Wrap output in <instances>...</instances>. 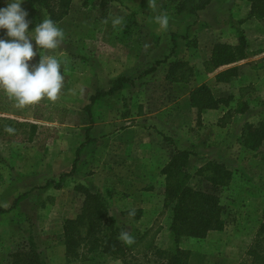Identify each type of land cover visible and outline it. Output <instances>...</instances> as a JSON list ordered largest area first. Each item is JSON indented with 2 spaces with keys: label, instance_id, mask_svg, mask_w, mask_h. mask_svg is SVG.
Segmentation results:
<instances>
[{
  "label": "rangeland",
  "instance_id": "1",
  "mask_svg": "<svg viewBox=\"0 0 264 264\" xmlns=\"http://www.w3.org/2000/svg\"><path fill=\"white\" fill-rule=\"evenodd\" d=\"M10 2L0 0V8ZM155 2L156 7L151 8L148 0H72L68 14L56 23L64 32L63 42L49 50L39 49L34 41L35 27L46 19L44 10L23 0L21 7L29 13L28 32L37 51L28 62L30 68L41 56L52 55L60 61L65 79L58 100L45 97L23 108L0 88L10 105L8 114L38 124L31 142L23 141L21 129H16L10 139L9 134L0 136V264H10L9 253L26 248L30 239L46 264L123 263L122 258L89 252L86 242L76 248L75 256L70 252L68 259L64 257L61 226L64 219L80 212L83 196L79 185L106 198L109 213L120 228L130 232L157 222L160 228L154 242L158 250L145 255L127 252L126 259L128 264H165V254L159 251H171L174 242L168 229L170 215L163 207L165 180L160 170L173 148L191 153L189 169L193 173L199 163L209 160L222 162L233 172L220 192L226 213L224 228L211 230L201 239L182 237L179 247L188 251L186 264H251L249 252L263 246L264 141L254 153L244 148L238 133L244 120L264 119V58H256L260 56L257 51L264 50L259 44L264 29L258 30L254 22L248 24L247 20L253 19L248 0H212L194 14H179L169 0ZM161 14L169 17L167 31L155 22ZM115 17H122L123 22L114 28ZM105 19L107 23H103ZM243 25L246 29H241ZM239 31L253 55L247 57L252 59V67L242 63L239 71L251 67L260 81L245 96L247 116L234 119L224 128L210 120L202 123L201 115L198 117L186 104V91L173 90L166 79L146 70L154 63L139 76L126 77L129 80L119 86V63L134 56L140 38L144 44H151L164 36L174 42L176 36L178 42L182 39L189 45V54L197 61L213 43L236 42ZM6 33L7 29H0V39L11 40ZM66 47L69 49L63 53ZM246 82L232 85L236 88ZM110 87L116 88L90 102L91 96ZM223 88L218 93L237 96L233 88ZM36 105H41L38 113L42 115L50 107L64 109L63 121L38 120ZM190 182L199 188L204 184L198 175ZM132 209L141 211L138 219L125 214ZM48 237L54 239L48 241Z\"/></svg>",
  "mask_w": 264,
  "mask_h": 264
},
{
  "label": "trees",
  "instance_id": "2",
  "mask_svg": "<svg viewBox=\"0 0 264 264\" xmlns=\"http://www.w3.org/2000/svg\"><path fill=\"white\" fill-rule=\"evenodd\" d=\"M26 1L41 7L46 18H51L57 23L68 14L72 0ZM169 1L174 3L179 14H194L198 10L204 9L212 0ZM248 2L250 6L249 16L257 19L264 18V0H248ZM248 54L246 37L242 31H239L235 44L216 42L213 45L210 57L202 63L203 68L207 74L216 73V81L227 83L231 78L238 75L239 68L236 64L247 59ZM160 62L162 60L154 62V65L146 70L149 72L154 70ZM192 74L193 68L187 61L174 60L169 63L166 79L171 82L188 83ZM117 80L120 86L124 80L128 81L129 79L120 76ZM115 88L110 87L106 92L95 93L90 97V102L104 93H111ZM252 90L253 87L250 85L241 87L235 104L233 107H228L230 102L234 100L232 94L225 97H215L208 85L199 84L189 92L190 106L196 110L198 117L206 109H217L220 106L228 107L227 111L218 119L220 126H224L229 123L234 114L248 110L249 103L243 99V95ZM40 106L36 105L35 117L38 120L45 122L63 121L64 109L50 107L42 115V113H38ZM9 107V102L4 101L0 91V136L9 134L8 138L10 139L12 134H16V129H21L19 134L23 135V141L31 142L38 129L37 122L11 116L7 113ZM86 111L88 114L90 113L88 109ZM6 126L14 128L15 132L11 134L6 132ZM239 140L244 148L254 153L258 152L264 141V119L257 122H245L241 127ZM82 145L83 143L77 147L75 154H78ZM190 155L191 153L187 149L173 148L169 153L168 161L160 170L165 180L163 207L170 215L168 229L174 242V248L171 251H159V253L165 254V264H186L188 251L179 247L182 237L201 239L211 230L221 231L226 224V213L220 201V192L231 181L232 170L222 162L209 160L197 167L193 173L189 169ZM75 161L70 172L75 168ZM65 175H69V173H64L63 176ZM194 175L200 176L204 182L201 188L191 184L190 181ZM78 190L83 196L80 212L74 218L64 219L61 226L60 243L65 247L67 257H69L70 252L75 256L74 252L82 242H86L90 246L89 252L97 251L101 255L107 254L115 258H122L125 264H128L127 252L133 255H145L150 251L158 250L154 242L160 228L157 222L152 223L143 231L133 228L130 233L135 238V243L130 246L125 245L117 239L121 228L118 227L115 216L109 213L106 198L99 191H94L87 186L79 185ZM128 212L125 214L128 215ZM140 213L141 211L136 209L134 217L138 219ZM47 239L51 241L54 237ZM258 247L249 252V255L252 256L251 264H264V244L259 249ZM9 257L10 264H46L32 239L29 240L26 248L10 252Z\"/></svg>",
  "mask_w": 264,
  "mask_h": 264
},
{
  "label": "clouds",
  "instance_id": "3",
  "mask_svg": "<svg viewBox=\"0 0 264 264\" xmlns=\"http://www.w3.org/2000/svg\"><path fill=\"white\" fill-rule=\"evenodd\" d=\"M22 2L11 0L7 7L0 8V29H7L6 35L12 38L0 39V88L15 99L19 108L38 104L45 97L55 102L59 99L65 79L61 74L60 61L52 55L41 56L39 63L30 68L28 62L37 55V51H34L33 38L28 32L31 23L27 19L29 13L21 7ZM148 7L155 8V0H148ZM107 22V19L103 21ZM122 22V17L112 18L114 28ZM155 22L160 29H169L167 14L157 15ZM34 33L35 45L39 49H57L64 39L63 30L51 18L43 19L35 27ZM5 131L11 134L15 129L6 126ZM128 215L134 217L136 210H130ZM117 239L128 246L135 243V238L124 228H121Z\"/></svg>",
  "mask_w": 264,
  "mask_h": 264
},
{
  "label": "crops",
  "instance_id": "4",
  "mask_svg": "<svg viewBox=\"0 0 264 264\" xmlns=\"http://www.w3.org/2000/svg\"><path fill=\"white\" fill-rule=\"evenodd\" d=\"M226 3V2H225ZM210 4V3H209ZM208 4V5H209ZM253 18V19H251ZM251 20H247L248 21V24L250 23H253L258 27L257 29L260 30V29H264V18L262 19H257V18H254V17H250ZM233 27L234 25L232 23H230ZM247 24V23H246ZM232 28V27H231ZM246 29V25H243V27H241V29ZM241 29H238V30H241ZM263 35H261V42H259V44L262 46L261 48H264V37H262ZM159 37H157L158 39ZM163 38V37H162ZM174 39L175 41L173 42V40L171 39V37H169L167 39V36H164L163 40H157L155 43H147V44H144V40L141 41V38L138 42H140L141 44L139 45V43H137V45L135 46V49L136 51L134 52V56H127V57H124V60L120 61L119 63V72L122 74V76H125V77H128V76H132V77H136V76H139V73L141 74V71L145 68V67H148L149 64L151 63H154L156 61H159V60H162V62H160L157 66H155V69L152 71L151 74H158L160 76V78L162 79H166V73L168 71V66H169V63L174 61V60H185L187 61L193 68V74L190 78V81L188 83H184V82H181V81H174V82H171L169 81L168 79H166V81H168L170 83L171 86H173V90L174 88H177L178 90H184L186 91L185 93V102L186 104L192 108L190 106V101H189V92L190 90L199 85V84H206L209 86V88L211 89L212 93L215 95V97H225L229 94H232L234 96V100L230 102V105L228 107H233V105L235 104L236 102V99L239 97L238 96V93H239V89L241 87H245V86H251L253 87V90L255 88H257V85H256V81H260L259 79H257V75L253 74L252 71H251V65H250V62L252 61V59H245L244 61H240L238 62L236 65H238V68H239V65L242 64V63H248L249 66H251L250 68H245V69H242V71L238 69V75L231 78L229 82H218L216 81L215 79V74L216 73H213V74H207L203 68V61L206 60L207 58L210 57L211 55V51H212V47L215 43H213V45H211V47L207 49V53H204L201 57V59L195 61L194 60V57L189 54V51H188V48H189V45L186 44V42L182 39L177 40L176 36H174ZM236 42H237V37H236ZM236 42H232L230 44H235ZM263 42V43H262ZM247 43H249L247 41ZM144 44V45H143ZM147 45V47H146ZM129 48V47H128ZM69 47H66L64 49H62L63 53L68 51ZM130 50V49H129ZM250 48L247 47V51L249 52L250 56L253 57L252 53L250 52ZM259 52L260 56H257L256 58H264V50L263 51H257ZM255 58V59H256ZM259 60V59H257ZM252 64V63H251ZM253 65V64H252ZM254 72V71H253ZM252 77H255V78H252ZM245 82L247 81L246 83H243V84H240L238 86H235L232 85V84H235L237 82ZM224 85H227L229 86L228 89L230 88H233V91L236 90L237 91V96H235V94H233V92L231 93H228L227 95L223 94L222 92H219L218 93V90L220 89H224L223 86ZM251 91V92H252ZM251 92H247L246 94L243 95V99L246 100L248 102V98L245 97L247 94L251 93ZM228 107H224V106H220L219 108L217 109H206L204 111L201 112V120H202V123H206V121L208 122L209 120L211 121V123H215L216 126L218 127H221V128H224L226 127L227 125H230V123L232 121H234V119H238V118H245L247 115V111L246 110L245 112L243 113H236L234 114L229 123H227L226 125L224 126H220L219 122H218V119L223 115L224 112L227 111ZM245 122H248L247 120H244V122L240 125L239 127V133H238V138L240 136V131H241V127L242 125L245 123ZM181 149V148H180ZM190 165L192 166V155H190ZM193 160H194V157H193ZM205 162V161H203ZM202 162V164H203ZM201 163H199L197 165V167L201 166L202 165ZM230 169V168H229ZM150 226V225H149ZM147 226V227H149ZM146 227V228H147ZM146 228L142 229V230H139V231H143L145 230ZM61 233V232H60ZM62 246V249H63V254H64V257L66 259L67 256H66V253H65V247L63 245ZM110 264H125V263H121V261L119 260H114V261H111Z\"/></svg>",
  "mask_w": 264,
  "mask_h": 264
}]
</instances>
